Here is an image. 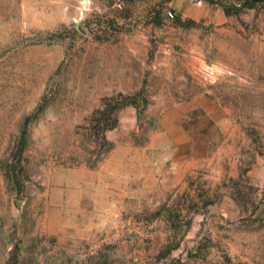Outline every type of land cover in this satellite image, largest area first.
I'll use <instances>...</instances> for the list:
<instances>
[{
	"label": "rangeland",
	"instance_id": "rangeland-1",
	"mask_svg": "<svg viewBox=\"0 0 264 264\" xmlns=\"http://www.w3.org/2000/svg\"><path fill=\"white\" fill-rule=\"evenodd\" d=\"M0 264H264V4L0 0Z\"/></svg>",
	"mask_w": 264,
	"mask_h": 264
},
{
	"label": "trees",
	"instance_id": "trees-1",
	"mask_svg": "<svg viewBox=\"0 0 264 264\" xmlns=\"http://www.w3.org/2000/svg\"><path fill=\"white\" fill-rule=\"evenodd\" d=\"M262 4H264V0H259ZM124 105H126V104H128V103H123ZM114 123H115V120L111 123V125L110 126H108V128H111V127H113L114 126Z\"/></svg>",
	"mask_w": 264,
	"mask_h": 264
},
{
	"label": "built area",
	"instance_id": "built-area-1",
	"mask_svg": "<svg viewBox=\"0 0 264 264\" xmlns=\"http://www.w3.org/2000/svg\"><path fill=\"white\" fill-rule=\"evenodd\" d=\"M169 15H171V13H169Z\"/></svg>",
	"mask_w": 264,
	"mask_h": 264
}]
</instances>
